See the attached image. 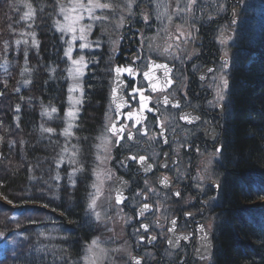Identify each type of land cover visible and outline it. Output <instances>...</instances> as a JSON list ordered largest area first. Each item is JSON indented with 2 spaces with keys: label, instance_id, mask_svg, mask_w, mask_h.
<instances>
[{
  "label": "trees",
  "instance_id": "1",
  "mask_svg": "<svg viewBox=\"0 0 264 264\" xmlns=\"http://www.w3.org/2000/svg\"><path fill=\"white\" fill-rule=\"evenodd\" d=\"M30 2L34 21L21 19L27 11L24 0H0V193L12 201L0 198V232L6 235L0 239V264H83L90 235L83 204L105 99L94 61L101 49L106 54L116 30L112 19L92 32L100 46L83 52L89 64L81 112L73 134L66 137L61 133L67 127L70 62L54 26L61 17L54 11L56 0ZM245 7L240 12L257 24L244 26L232 47L231 111L220 159L223 186L214 264H264V210L245 207L264 198V0ZM31 33L39 47L32 45ZM42 126L55 131L43 132ZM74 152L77 165L69 163ZM58 160H63L59 168ZM81 165L85 170L72 177L73 187L68 173ZM57 173L59 181L53 179Z\"/></svg>",
  "mask_w": 264,
  "mask_h": 264
},
{
  "label": "flooded vegetation",
  "instance_id": "2",
  "mask_svg": "<svg viewBox=\"0 0 264 264\" xmlns=\"http://www.w3.org/2000/svg\"><path fill=\"white\" fill-rule=\"evenodd\" d=\"M214 7L212 0H209L205 7L198 8L197 12L193 13L191 25L187 26L193 36L192 49L187 53L181 51L173 53L171 58L165 54L152 56L144 45L141 47L140 36L154 29L151 27L152 21L146 23L142 18L146 12L135 11L124 17V24L120 28L117 27L120 17L117 14L120 13L111 15L116 30L115 39L119 31L117 39L119 43L115 45L117 50L114 51L112 41L106 54L104 49H101V55L98 53L94 61L104 86L105 99L100 112L98 131L94 135L91 183L94 179L92 169L96 167L98 138L107 135L110 140L114 139L110 133L104 132V126L110 123V118L117 119L114 105L111 106L113 111H109V96L114 75L111 70L119 65L130 64L137 55L141 57L132 64V67L138 69L135 80L127 74L121 76L124 85L127 86L124 89L125 99H129L127 92L131 90L132 84L146 85L142 72L146 70L143 66L149 57L157 62L166 63L171 68L169 76L172 84L163 92L145 93L151 96L149 106L159 109L158 112L145 113L148 135H141L138 131L141 125L132 128V121L120 117L121 123L129 125L134 139L132 141L124 139L120 144H110V153L101 149L104 155L110 154L111 159L107 161V167L114 173L113 179L103 188L104 200L100 205L102 207L100 211L97 209L103 219L98 222L88 212V197L83 204L82 214L87 229L90 230L84 249L96 238L97 231L103 229L105 233L107 232L101 237V244L106 250L104 264H134L130 257L139 259L140 264H214L216 215L223 186V178L219 172L220 159L225 143L224 129L231 111L229 86L233 72V46L231 43L229 46L226 43L219 44L216 36L217 32L228 29L227 23L235 6L231 8L230 13L224 11L219 14L213 10ZM111 20L109 24H112ZM224 59L227 60L224 75L229 84L224 91V100L217 106L213 78L220 75ZM85 62L88 66L86 59ZM209 68L214 71L209 72ZM156 75L162 76V72L157 71ZM83 95L84 90L82 98ZM165 96L169 100L167 105L162 102ZM210 101L212 103H209ZM130 102L133 108L137 106L136 101ZM81 104L78 115L81 112ZM175 104H179V108L174 107ZM129 110L127 107L121 109L122 112ZM181 114H187L192 122L179 119ZM157 117L166 124L163 137L159 135ZM153 135L155 139L151 138ZM217 148L221 149L219 153L216 152ZM132 155L146 156L152 167L146 170L143 165L126 159ZM121 161H125L123 166ZM165 176L170 181L167 185L161 183ZM120 181L124 183L120 184ZM117 185L123 188L127 197L125 203L120 205L114 204L113 189ZM146 187L155 190L145 192L149 197L147 200L143 195L135 196L136 192L145 190ZM90 191H93L91 187ZM176 192L180 195H174ZM143 203H149L151 210L146 212L144 217H138L137 210ZM157 208L159 211H156ZM157 217L160 218L159 223L162 227L156 226ZM172 219H176L177 224L174 231H169V228L173 227L170 223ZM141 223L149 224L147 233L143 229L137 233L136 230ZM201 224L205 227L204 232L197 231ZM153 235L156 236L155 240L147 238ZM141 236L145 238L141 240ZM84 254L85 251L83 256Z\"/></svg>",
  "mask_w": 264,
  "mask_h": 264
},
{
  "label": "snow or ice",
  "instance_id": "3",
  "mask_svg": "<svg viewBox=\"0 0 264 264\" xmlns=\"http://www.w3.org/2000/svg\"><path fill=\"white\" fill-rule=\"evenodd\" d=\"M197 0H187L186 4L181 7L180 6V0H177V6L174 10V14L179 16L182 12H190L192 11L193 6L196 4ZM24 7L27 9V11L24 12L23 16H21V19L24 21H34L36 18V11L32 6V3L30 0H24ZM118 5L114 3V0H56V4L54 5V11L57 16L62 17V19H56L54 21V26L56 31L61 33V40L64 41V43L67 45V47L64 50V56L67 57L68 61H70V65L67 69L68 71V77L72 80V84L69 86V93H70V101L73 100V97L71 94L79 92L83 94V88L81 85V77L83 76V68L87 66L85 63V57L83 55H80L78 58H73V49L76 46V41H80L78 47L80 49L89 48L92 46L93 42L88 39V36L92 34V28L96 24L103 25L106 21L110 22L111 15L114 14L116 8ZM127 9L129 10V14H131V8H132V0H128L126 4ZM58 9V11H57ZM166 13L159 14L161 16L165 15ZM167 19L169 21L172 20V16L168 15ZM89 21L88 23H85V21ZM144 20L147 23L149 20V15L144 16ZM235 23V21H233ZM124 24V18L121 17L119 23L117 24V27H122ZM29 28L32 27V24L29 23L27 25ZM163 31L167 32V29H163ZM33 36L32 39V45L34 47H39V42L35 39V33H31ZM221 36H223V33H221ZM65 37H68L65 39ZM168 38L170 40L175 41L176 43H168L165 48H163L162 54L168 55L169 58L172 57V49L175 47V49L180 48V42L188 43L190 40L193 39L191 32H186L182 29V25H177L176 32L175 33H168ZM226 38L220 39V43H225ZM19 43V41H17ZM27 43V41H25ZM119 41H114V51L117 50L115 48V45H117ZM96 46H100L99 40L95 42ZM141 47L143 48V40L141 41ZM5 48H7V43H5ZM196 54V53H193ZM227 56V53H225V57ZM141 57L139 55L133 57L132 61L128 65H119L112 69L111 71L114 73L112 78V87L110 89V96H109V104L110 108L109 111H113V108L111 107L114 105V112L117 119H111L110 123L105 124L104 126V132L110 133L111 137H113V140H110L107 135H103L101 137L102 144L98 145V148H102L106 153H110L111 148L110 144H120L122 140L127 139L129 141H132L134 139V134L129 128V125L126 123L120 122V117H123L124 120L132 121L131 127L135 128L137 125H141L142 127L138 129V131L141 133V135H148V129L146 127L145 121L147 120V116L145 113H153L158 112L159 109H154L153 107L149 106L151 96L145 95L146 92H163L166 88L171 86L172 80L169 76L171 73V68L166 63H157L156 60L151 59L150 57L147 60V63L143 66L146 70L142 72L143 79L146 81V85L144 86H137L136 84H132L130 86L131 90L127 92V96L129 99H125V92L124 89V81L121 79V76L124 74H127V76L131 77L132 80L136 79V76L138 74V69L132 67V64L135 63V60L140 59ZM179 59V57H176ZM25 59L27 60V53H25ZM223 59V58H222ZM227 67V60L224 59V65L223 68L220 70V75L213 78V84L215 87V100L217 103V106H219V102L224 100V91L228 88V79L224 75V68ZM24 72L29 71L27 68L23 70ZM161 71L162 76H157L156 72ZM209 72H213L214 70L209 68ZM203 78V77H202ZM218 79V82H217ZM25 84L30 83L29 80L24 81ZM2 95V93H0ZM130 101H136L137 106L132 107V104ZM165 105L169 103V100L167 96L164 97L162 101ZM209 103H212L211 101ZM81 104V99H75L74 102L71 104L69 110L65 113L66 121H67V127L63 130L61 135H64L66 137L71 136L73 133L71 129L75 126L74 122L78 118L79 113V105ZM174 107L179 108V104L173 105ZM127 107L130 109L129 111L122 112L121 109ZM16 111H20V106L17 105ZM56 112L55 108H51V113ZM45 114L50 115V113L45 110ZM107 115V114H106ZM18 119V118H17ZM179 119L186 120L189 123L192 122L191 119H189V116L187 114H181ZM198 119V117H197ZM156 124L160 128L159 135L161 137L164 136L165 127L166 124L164 121L160 120L159 117L156 119ZM42 131L47 133H53L55 130L52 128H43ZM152 139H155V136L153 135L151 137ZM165 143H167V140L165 139ZM64 151H67L65 149ZM221 151L220 148L216 149V152L219 153ZM76 153H73L72 158L69 160V163L77 165L79 164L78 160L75 158ZM111 159L110 154L105 155L101 157L99 154L96 156V160L99 161V163L92 169V175L94 177L90 187L93 189V191H90L88 193V203H87V210L88 212L93 215L96 219V221L100 222L102 221L103 217L99 211H97L98 207V201L103 196V186L106 181H110L113 179L114 173L111 169L107 168H101V165H104L108 160ZM127 160H133L137 164H141L144 166L146 170L150 169L152 167L151 164L147 162V158L144 155H132L129 157H126ZM63 162V160H58L56 163V167L59 168L60 164ZM211 163V161H209ZM125 164V161H121V165L123 166ZM84 167L78 166L73 167L72 171L68 173L69 179L72 183V186H75V181L72 180V177L76 175L78 172L84 171ZM54 180L59 181L61 177L59 176V173H57L54 177ZM123 181H120V184H123ZM161 183H164L167 185L170 183L169 178L167 176L163 177ZM147 185V181H146ZM113 191L115 192L114 196V204L120 205L125 203L127 200V197L124 195L123 188L120 185H117ZM155 190L150 187H146L145 190H141L139 192L135 193V196H142L145 200H147L149 197L145 194V192H154ZM174 195L179 196L180 193L176 192ZM0 198L7 201V203L11 204L12 201L9 200L6 196L3 195V193H0ZM46 206V205H45ZM151 210V205L149 203H143L142 206L137 210V216L138 217H144L146 212H149ZM123 211V209H121ZM156 211H159V208L156 209ZM186 215H191V213H186ZM129 220L131 217L128 218ZM159 217L156 219V226L162 227V225L159 223ZM127 223V221H125ZM171 225H173L172 228H169V231L175 230V225L177 224L176 219H172L170 221ZM143 229L145 233L149 231V224L147 223H141L139 228L136 230L137 233L140 232V230ZM198 232H204L205 227L204 225H199L197 228ZM43 235V233H41ZM6 235L3 232H0V239H5ZM145 237L141 236L140 239L143 240ZM149 240H155L156 236H148ZM206 238V236H205ZM187 239V237H185ZM100 248V241L98 239H94L91 244L87 248V253L84 257L85 264H98V257L96 255V249ZM131 260L134 261V264H140V260L135 257H130Z\"/></svg>",
  "mask_w": 264,
  "mask_h": 264
},
{
  "label": "rangeland",
  "instance_id": "4",
  "mask_svg": "<svg viewBox=\"0 0 264 264\" xmlns=\"http://www.w3.org/2000/svg\"><path fill=\"white\" fill-rule=\"evenodd\" d=\"M208 1L209 0H197L196 4L192 8V11L182 12V13H180L179 16H177L174 14V10L176 9V6H177V0H132L131 14L135 11H139L141 13L146 12V14L149 15V20L152 21V23H153L151 27L154 29H152L150 33H148L146 35L140 34L141 35L140 39L143 40V45L148 50L149 54L152 56H163L164 55V54H162L163 48H165L168 43H173V44L176 43L175 41L170 40L168 38V33H175L177 25H182V29L184 31L191 32L187 26L191 25L193 13L197 12L198 8L205 7V4ZM250 1H252V2L254 1L255 3H257V0H212V6L213 5L215 6L213 8V10L216 11L218 14L222 13L224 11H227V13H230L231 8L234 6L244 7L245 8L244 11L246 12L247 7H245V6H247ZM127 2H128V0H114V3H116L118 5V7L116 8L114 13H120V14H117V15H120V17L118 18L119 21H120L121 17L124 18V17H128L131 15V14H129V10L126 7ZM186 2H187V0H180V6L183 7L186 4ZM228 2H229V4H228ZM144 3L146 4V6H141ZM228 5H230V6H228ZM235 8L236 7H234L232 9L231 17L228 20V23H227V24H229L228 29H224L220 32H217L218 34L216 36V39H217V42L219 44H221L220 39L226 38L225 43L227 44V46H229L230 43H231V46H233V43H235V41H236V38H235L236 34L240 33V31L242 32V28H244V26L245 27L248 26L250 28L253 25L257 24V23L255 24V23H252L251 21H248V19H246L247 14H244V12L243 13L240 12V16L238 18V24L236 26L234 25V27H233L232 18L235 15V13H234ZM240 11H241V8H240ZM162 13H166V14L163 16L159 15ZM168 15L172 16L171 21H169L167 19ZM112 16H113V14H112ZM142 16H143L142 18H144L145 15L143 14ZM252 16L256 17V14L254 13ZM61 19H62V17H61ZM149 20L147 21V23L149 22ZM88 22L89 21H87V20L85 21V23H88ZM96 25L93 26L92 32L95 29ZM165 28L167 29V32L163 31V29H165ZM221 33H223V36H221ZM91 36H92V34L88 36V39L90 41H92L93 44L89 48L80 49L78 47L80 41L75 42L76 46L73 49V58H78L80 55L84 56V54H83L84 51L94 49L93 47L95 44H94V40L91 38ZM118 36H119V31L116 34V39L113 37L112 41L113 42L115 40L117 41ZM192 44H193V39L190 40L188 43L180 42V48L175 49V47H174L171 51H172V53H180V51L182 53H187V52L191 51ZM84 70H85V67L83 68V75H84ZM82 77H81V85H82ZM70 84H72L71 79H69V86H70ZM71 95L73 97V100L70 101V98H69L70 93H69V96H68L69 105H68L67 111L69 110L71 104L74 102L75 99H78V98L82 99L81 94L79 92L73 93ZM101 137L98 138L97 146L102 144ZM101 149L102 148L97 147L96 154L97 155L99 154L101 157H103L105 155L103 154V151ZM98 163H99V161L96 160L95 166ZM107 163L108 162H106L104 165H101V168L102 169L103 168L108 169ZM107 183H108V181L105 182L103 188L106 187ZM102 191H103V189H102ZM103 200H104V196H102V198L98 201L97 209L99 211L102 207L100 205L103 204ZM245 207H251V208H255V209L264 210V198H258L256 200H254L253 202L248 203ZM102 230L97 231L96 238H95V239H98L100 241V248L95 250L96 255L98 257V264H104L105 260H106V250L104 249V246L101 244V240H102L101 237L106 235L107 232L105 233V231L104 230L102 231ZM91 242L89 244H87L85 249L83 250V251H85V254L83 256V264H85L84 257L86 255H88L87 248L91 244Z\"/></svg>",
  "mask_w": 264,
  "mask_h": 264
},
{
  "label": "water",
  "instance_id": "5",
  "mask_svg": "<svg viewBox=\"0 0 264 264\" xmlns=\"http://www.w3.org/2000/svg\"><path fill=\"white\" fill-rule=\"evenodd\" d=\"M238 11H239V8H235V10H234L235 15L232 18V24L233 25H235L237 23V21H238ZM233 21H235V23H233ZM157 63H160V62H157Z\"/></svg>",
  "mask_w": 264,
  "mask_h": 264
}]
</instances>
